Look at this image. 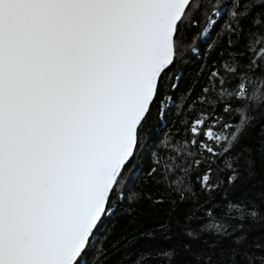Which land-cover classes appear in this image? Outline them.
I'll return each instance as SVG.
<instances>
[{
	"label": "snow or ice",
	"instance_id": "snow-or-ice-1",
	"mask_svg": "<svg viewBox=\"0 0 264 264\" xmlns=\"http://www.w3.org/2000/svg\"><path fill=\"white\" fill-rule=\"evenodd\" d=\"M254 2L239 0L237 26ZM195 3L0 0V264H81ZM251 44L264 60V36ZM249 68L264 72L255 61ZM237 87L233 98L245 99L246 84ZM240 115L223 137L230 146L251 123ZM204 123L191 132L215 142Z\"/></svg>",
	"mask_w": 264,
	"mask_h": 264
},
{
	"label": "trees",
	"instance_id": "trees-1",
	"mask_svg": "<svg viewBox=\"0 0 264 264\" xmlns=\"http://www.w3.org/2000/svg\"><path fill=\"white\" fill-rule=\"evenodd\" d=\"M238 3L196 0L135 159L81 263L264 264V72L249 68L264 67L260 45L251 44L264 36V0L239 26ZM239 82L243 100L233 98ZM241 112L251 123L230 146L223 137L240 127ZM197 119L215 142L191 132Z\"/></svg>",
	"mask_w": 264,
	"mask_h": 264
},
{
	"label": "rangeland",
	"instance_id": "rangeland-1",
	"mask_svg": "<svg viewBox=\"0 0 264 264\" xmlns=\"http://www.w3.org/2000/svg\"><path fill=\"white\" fill-rule=\"evenodd\" d=\"M212 22H213V21H211V23H212ZM206 33H207V32H205V35H206Z\"/></svg>",
	"mask_w": 264,
	"mask_h": 264
},
{
	"label": "water",
	"instance_id": "water-1",
	"mask_svg": "<svg viewBox=\"0 0 264 264\" xmlns=\"http://www.w3.org/2000/svg\"><path fill=\"white\" fill-rule=\"evenodd\" d=\"M96 233V232H95ZM95 235V234H94ZM81 264H83V263H81Z\"/></svg>",
	"mask_w": 264,
	"mask_h": 264
}]
</instances>
